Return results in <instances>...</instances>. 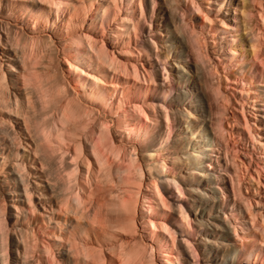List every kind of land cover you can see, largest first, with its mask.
Returning a JSON list of instances; mask_svg holds the SVG:
<instances>
[{
    "label": "bare ground",
    "instance_id": "obj_1",
    "mask_svg": "<svg viewBox=\"0 0 264 264\" xmlns=\"http://www.w3.org/2000/svg\"><path fill=\"white\" fill-rule=\"evenodd\" d=\"M122 1L0 0V176L24 199L12 206L14 217L25 213L13 264H174L179 254L161 186L146 178L139 149L125 143L148 151L151 126L130 114L146 115L137 102L149 90L148 71L129 70L104 40L118 42L121 19L137 31L143 0H124L126 18L118 17ZM122 74L147 86L133 91ZM116 108L123 109L118 138L101 118ZM6 206L0 189V264H11Z\"/></svg>",
    "mask_w": 264,
    "mask_h": 264
},
{
    "label": "rangeland",
    "instance_id": "obj_2",
    "mask_svg": "<svg viewBox=\"0 0 264 264\" xmlns=\"http://www.w3.org/2000/svg\"><path fill=\"white\" fill-rule=\"evenodd\" d=\"M143 3L136 32L121 19L116 24L125 29L119 28L118 42L104 40L129 70L137 65L148 71L149 90L137 102L146 115L132 109L130 114L150 124L149 149L142 152V145L125 143L139 149L146 178L155 177L166 197L165 221L179 249L172 260L178 264L179 255L182 264H264V0ZM119 4L118 17L126 18L125 1ZM59 36L53 37L58 46ZM130 45L133 53L127 50ZM124 77L133 91L147 86L132 74ZM122 110L101 115L115 138L122 137L115 126ZM194 158L199 166L192 164ZM48 175L54 185L57 173ZM3 180L0 176L13 264L25 213L15 218L12 206L24 199L15 183L8 187ZM138 226L140 232V220Z\"/></svg>",
    "mask_w": 264,
    "mask_h": 264
}]
</instances>
